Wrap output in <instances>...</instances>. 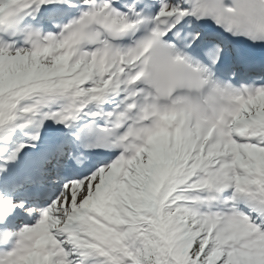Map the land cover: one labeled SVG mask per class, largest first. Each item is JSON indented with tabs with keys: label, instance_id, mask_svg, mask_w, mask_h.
<instances>
[{
	"label": "snow or ice",
	"instance_id": "1",
	"mask_svg": "<svg viewBox=\"0 0 264 264\" xmlns=\"http://www.w3.org/2000/svg\"><path fill=\"white\" fill-rule=\"evenodd\" d=\"M0 264H264V0H0Z\"/></svg>",
	"mask_w": 264,
	"mask_h": 264
}]
</instances>
